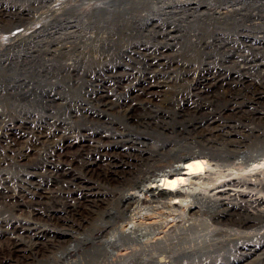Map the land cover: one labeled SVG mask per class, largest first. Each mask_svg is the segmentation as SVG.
Here are the masks:
<instances>
[{
	"label": "bare ground",
	"instance_id": "1",
	"mask_svg": "<svg viewBox=\"0 0 264 264\" xmlns=\"http://www.w3.org/2000/svg\"><path fill=\"white\" fill-rule=\"evenodd\" d=\"M28 1L37 2V14L32 13L33 9L26 13L21 10L20 13L24 12L26 22L34 25L31 28L15 27L8 38L0 36V84L4 86L0 90V101L8 105V110L0 107V139L5 144V149L0 148V211L7 209L12 213V219L0 220V264H217L215 261L222 256L224 264H239L240 261L248 260L255 252L264 250V112L260 110V106L264 104L262 62L242 66L240 69L243 71L253 68L258 70L259 75L256 84L250 85V96L244 102L246 104L226 107L223 120L220 118L222 115H218L220 119L217 117L199 124L200 129L192 126L191 131L196 134V142L192 144L199 145L205 152L184 154L183 151L176 150L183 154H172V149L156 152L150 151L151 148L148 147L149 152L144 148L142 150L146 152H135L133 155L127 145L126 149L118 150L123 153L131 152L129 155L134 157V163L131 162L133 167L128 168V177L123 176L124 179L118 180L116 177L123 174L124 169L114 165L108 166L109 169L106 170V164L110 162L105 163L103 158L107 153L89 144L93 149L89 154L88 150L85 155L88 154L86 164L85 159L83 162L82 158L80 160L84 163L81 175L83 183L77 185V190L74 187L72 192H64L69 182L62 178L66 175L63 169V174L56 176V183L60 186L56 197L58 201L46 210H42V203L50 202L52 195L49 192V182L38 180L39 183H34L33 174L28 173L27 181L15 188L10 186L7 177L1 179L2 174L8 175V172L1 169L8 161L17 166L31 153L38 151L39 145L50 141L51 119L48 116H43L42 122L45 124L22 117V111H27L33 98L45 96L52 103L59 100L55 89L59 88L60 80H67L72 85V78L76 77L73 74L80 73V68L83 69L86 62L96 65L102 59H109V56L120 55L123 48H117L120 37L123 39L131 32H137L142 22H151L154 15H173L174 10L190 6L193 10L203 8L209 11L205 16H195V19L190 20V25L194 23L204 28L211 23L223 28L222 26L236 24L245 30H251L263 27L264 16L261 14L264 15V3L254 5L258 13H243L250 0H73L69 5V0ZM212 1H218L219 4L215 6ZM47 2L50 4L45 5ZM184 20L182 22H189ZM171 27L181 30L183 26L174 24ZM37 29L42 30L46 39L36 40ZM61 31L64 33L60 34ZM195 33L187 35L193 46L196 41L192 40L197 34ZM250 38L257 44L263 41L255 35L246 37V40ZM219 40L222 38L218 37ZM145 50L147 52L146 48ZM144 55L148 66L158 65L164 58L148 53ZM93 70L87 75L88 87L100 82V88L103 89L105 81L99 79V72ZM157 73L152 70L150 74L126 75L132 82L124 89L126 98L118 101H109L111 96L104 89L94 92L95 88H91L90 96L92 99L95 97L98 102L96 105L93 103L94 108L97 105L109 107L116 110L118 115L127 106L129 109L138 108L142 100L148 105L161 100L164 102L169 85ZM200 81L203 83L198 80L195 88H202L206 92L211 86L218 84L206 75ZM253 81H256L255 78ZM72 87L74 88L73 85ZM50 102L45 100L44 106L52 108ZM126 111L125 109V113ZM82 125L77 133L86 134L85 136L95 134L93 126L90 125L92 128H89L87 124ZM111 128L102 127L101 130L116 133ZM187 134L190 135V132ZM96 140L94 142L98 143V139ZM104 146L106 145L103 144ZM191 148L193 150L192 146ZM92 151L96 157L92 156ZM115 152L117 151L112 150L108 154L112 157ZM63 155L65 157V154L60 156ZM234 161L239 162L236 164ZM19 172L22 176L21 171ZM101 173L102 179H94V174ZM210 177L215 180H210ZM225 177L230 179L221 181ZM109 179L115 180L114 184ZM204 182L207 183V188L199 191H196L198 188L190 189L194 183L201 185ZM208 186L217 191L212 195L206 194ZM145 194L149 195L148 200L142 198ZM143 211L151 213L142 214ZM19 212L26 213L27 216L22 215V218L14 221V215ZM130 224H134L133 229L124 230ZM192 234L196 235L195 239ZM209 255L214 259L204 257Z\"/></svg>",
	"mask_w": 264,
	"mask_h": 264
},
{
	"label": "rangeland",
	"instance_id": "2",
	"mask_svg": "<svg viewBox=\"0 0 264 264\" xmlns=\"http://www.w3.org/2000/svg\"><path fill=\"white\" fill-rule=\"evenodd\" d=\"M188 1L190 2V0ZM212 2L213 4H215V6L219 4L218 1H215V2L212 1ZM34 3H35L34 1L27 2V0L25 1L24 0H0V36H5L6 38H8L10 35V32H12V29H14L15 27H19L21 29V28H27L28 26L29 28H31L34 24L29 25L26 22V19H24L23 15H25V13L29 12L30 10L32 11V9H33L32 13L37 14L35 12L37 9L35 8H38L39 6H36L37 2L35 4ZM67 3L69 5V3L70 4L73 3V0H69ZM260 3H264V0H250L248 2V5L244 7L245 10L243 13H248V12L258 13V11L255 10V6H259ZM38 4L40 3L38 2ZM49 4H50L49 2L45 3V5H49ZM21 10L24 11L25 13L23 12V14H21L20 13ZM174 11L175 13H173V15L160 14L159 17H154L156 15L151 14V16L154 15L152 17L153 20L151 22H148V21L142 22L139 25L137 32L136 31L133 33L131 32L130 33L131 36L129 35L128 37H124L123 39L122 37H120L121 41H119L117 44L118 49L123 47L121 48L122 52L120 55L113 56L114 58L113 57L110 58L109 56L108 57L109 59H105L104 61H102L103 60L102 59L101 62L96 63V65L86 62L83 69L80 68L81 69L80 73L77 72L73 74V76L76 75L75 77L76 79L72 78L74 79L72 82V85L74 86V88L72 87L71 83L68 82L67 80L66 81L60 80L59 88L55 89V92L56 93L58 92L56 95V98H58L59 100L54 101L52 103L50 102L51 99H45L44 98L45 96H42L41 98H38V99L33 98L34 100L31 103V105H29L27 111H22V117L24 118L29 117L30 120L34 119L36 122L37 121L42 122L44 120V117L48 116V118L51 119L50 120L51 124H49V128L51 129V130L49 129L50 141L48 143H43L42 145H39L37 147L38 151L31 153L32 155L30 154V156L27 159L19 162L17 166H13L12 164H10L11 162L8 161L6 165H3L1 167L2 170L8 172V175L6 176L2 174L1 179H4L7 177L10 182V186L12 187L16 186L18 188L20 187V185L24 184L27 181L26 175H29V174L31 175L33 174L34 180L32 181L34 183H39L37 182L38 180L39 181L43 180L44 183L49 182V189H50L49 192L51 193L50 195L52 196L49 200L50 202L42 203V207H44L42 210H46V208L54 206V203L58 201L56 197L58 196L57 192H60V188H59L60 186L58 187L56 180L60 174L61 175L63 174V171H64L63 169H65L64 174L66 173V175L62 176V178L63 180H65V182L67 183L69 182L67 186L68 188H65V190L67 191L64 190V192H68V190L72 192L74 187L77 190L78 187L81 185V182L83 183L82 176H81L83 173L82 167L84 163L86 164V161L88 160L87 156L90 153V150L93 149L91 147L96 146L97 147L96 149H101L103 152L107 153L106 155H104L105 157L103 158V161L105 160L106 161L105 163H109V162L110 163L106 164V167L108 166L113 167L115 165L117 167L121 166L120 169H124L123 171L125 172L116 177V179L118 178V180L124 179L123 176L128 177L127 176L128 170L133 167L132 163H134V157L132 156L135 155V152L137 153V152H142L145 150L149 152V148H151L150 151L155 150L156 152H159V150L168 151L169 149L170 150L172 149V152H173L172 154H177V153L183 154V152L185 154L187 152L189 153V152H196V151L202 152L203 148H201L199 145L192 144L196 142L194 139L196 137V134H193L191 131L192 126H197V128L200 129L201 128L200 125L202 123H205L208 120L216 119L217 117H218L217 119L222 118L221 120H223L225 117V114L223 112L225 111L226 107L237 106L238 104L239 105L246 104L244 102L246 98L250 96L249 95L250 88H251L250 85L252 83L256 84L259 75H257L258 70H255L253 68L252 70L244 69L245 71L244 70L241 71L240 69L242 66L247 67L248 65L250 66V64L252 65L254 63L264 64V23H263L262 28L260 27V28H255L251 30H245L241 26L236 25V24L228 26V27L222 26L223 28H218V27H215L214 24H211V23L208 26H205L204 28L200 26L201 27L200 28L198 27V25L196 24L194 25V23L193 25H190V20L195 19V16H198V15L205 16L206 14H208L209 11L206 10L207 11L206 12L203 8H201L198 11L193 10V9H190V6L187 7L186 9L179 8ZM263 13H264V10H263ZM147 14L149 13L147 12ZM261 15L264 16L263 14ZM21 18H23L22 21H21ZM184 19L188 20L189 22L187 23L182 22ZM173 22L175 25L181 24L184 28L182 27L181 30H176L175 28L171 27V26H174ZM37 30H38L37 37L39 39L36 38V40L46 39L45 34L41 32L42 30L41 31L39 29ZM59 33L62 34L64 32L61 31ZM194 33L196 34V36L195 38H192V40L193 39H194L193 41L196 40L195 46L190 44V41H189L190 38L188 39L187 37L188 34L193 35ZM253 35L259 38H262L263 41L257 44L254 40H252V38L246 40V37L253 36ZM218 37L222 38V40L218 41ZM207 42L209 43L206 45L205 43ZM197 45H200V46H197ZM145 48L147 49V52H145L146 51ZM125 52L126 54H123ZM146 53L152 54L153 56L161 55L160 57L163 56L164 58L163 57L162 58L164 60L161 59L162 61L159 62L158 65L148 66L149 63H146L144 60V56H145L144 54ZM33 64H35V62H33ZM90 66H93V67H90ZM111 67H114V68H111ZM92 69H94L93 72H99L98 74V77L100 76L99 79L101 80L103 79V81H105L103 82L104 84L103 89L105 90V92L110 94L111 98L108 99L109 101L111 100L118 101L119 99L126 98L127 94L125 92L126 90L124 89H126L128 85L130 86L132 82L130 78L127 79L126 75L130 73L135 74V76H138V73L150 74L152 70L155 72H158L157 73L158 76L162 80L167 81L169 85L168 89H166V95H165L166 97L163 98L165 100L164 102L163 100H161V102L159 101L152 105L145 104L146 103L145 100L144 101L142 100V102L138 101V103L140 102L142 103L141 105L138 104V108L129 109V106H127L126 108L122 110V113L118 114L120 116L117 115L116 110L109 109V107H103V106L97 105L98 107L95 106L97 108L96 109L94 108V104L96 105V103L98 102H96L95 97L94 99H92V96H90L89 91L91 88L93 89L95 88L94 92H96V90L98 91V90H103V89L100 88L101 87L99 85L100 82H97L95 85L88 87L87 83L89 80H87V75L90 74V72H92ZM78 75H80V77H78ZM204 75H206V77L209 76L211 80L213 79V82L218 83L217 85L215 86L213 85L210 87L209 89L210 92L209 91L206 92L202 88H197V89L195 88L197 81L199 80V82H201L200 78ZM254 78L256 81H253ZM1 79H2V76L0 75V80ZM244 80H246L247 82ZM75 83L78 85H76ZM3 87H4L3 84H0V90H2ZM84 99L86 101H84ZM45 100L49 101L50 105H53V107L46 108L44 106V104L46 103H43ZM60 104H62L63 106L57 107V105H60ZM127 104H129V102ZM0 107H3L6 110H8L7 103L3 101H0ZM260 107H261L260 110L264 112V104L261 105ZM75 108H77V111H75L76 110ZM125 109L127 110L126 113H125ZM104 110L105 112H108V113L105 114ZM110 111L113 113H111ZM101 112H104V113H101ZM77 115L78 116L80 115L81 117L80 116L78 117ZM218 115L219 116L222 115V117L219 118ZM78 118L79 119L83 118V119L79 120ZM98 118L99 119L102 118V119L99 120ZM96 119L98 120L96 121ZM132 120H134L135 122ZM5 121H8V120H5ZM84 121H85V124H84ZM43 123L44 122H42L41 124ZM81 123L84 125L87 124L86 126H88L89 128L93 126V128L95 129L93 130L95 134L91 136L90 135L85 136L86 134L81 135L79 132L78 134L77 129L79 128L80 130V128H82L80 126L82 125ZM103 124H106L107 126ZM112 125L114 127L115 126L117 127L114 128ZM102 127L107 128V129L112 127L111 129L113 130L114 128L115 131L113 132H116V133H111V132L105 133V131L103 132V130H101ZM116 130H118L119 133H117L118 131ZM188 132H190V135L187 134ZM68 133H72V134H68ZM80 135L82 136V138ZM57 137L59 138L58 140H57ZM96 139H98V143H96L97 142ZM118 139H119V142H117ZM76 140H77V143H76ZM84 140H85V143H84ZM94 140H96V142H94ZM114 140H115V143L117 144L114 143ZM126 140H128V142H126ZM141 142H144V143H141ZM89 144L91 145V147ZM103 144L106 146L103 147ZM0 146H1L0 147L1 150L2 148L5 149L4 148L5 144L2 143L1 139H0ZM126 146L128 148H131V150L134 153L133 155L131 156L129 155V153L131 152L123 153L121 152V150H118V149H126L127 148ZM191 146L193 147V150L192 148L190 149ZM194 146L195 147L199 146V147L194 148ZM83 148L87 150L85 149L83 150ZM144 148L145 150H142ZM78 150H80L79 153H78ZM88 150L89 152L87 156H85ZM112 150L117 151V152L112 154V157H111V154H108V152ZM174 150L175 151L179 150L180 152L181 151L183 152L182 153L177 152V151L175 152ZM61 154H65V157L64 155L61 157L60 156ZM91 154L93 157H96V155L94 154V151H92ZM127 155H129L130 157ZM101 156L103 157V155ZM80 160L82 162L84 160V163L80 162ZM234 162L237 164L239 161H234ZM125 164L127 165L130 164V165L126 166ZM29 165L32 168H30ZM68 166L70 167L71 170L69 169ZM75 167H76V170H75ZM142 168L143 167H141V169ZM107 169H109V167L106 168V170ZM68 170H70V172H66ZM19 171H21L22 176L19 175L20 173ZM237 173L239 175L242 174L241 172H237ZM108 174L110 175L109 172ZM53 175L55 177H53ZM57 175L58 177H56ZM99 175L94 174V179L96 177L99 179H102V173ZM72 178L74 180H72ZM228 179H230V177H225L221 181L223 180L226 181ZM210 180H215V178L210 177ZM114 181L115 180L109 179V182L111 184H114ZM71 182H72V186H70ZM205 187L207 188L206 182H204L201 185L199 183H194V185L190 186V189L198 188L196 191H199L201 189H205ZM55 188H56V192H55ZM208 188L209 189L206 194L212 195L213 193L217 191V189H213V187L211 186H208ZM142 198H144L145 200H148L149 195L147 194L142 195ZM0 212H1L0 220L7 221V220L12 219L11 217L12 213L8 211L7 209H3ZM19 213L14 215L15 217V219H13L14 221H17L20 218H22V215L25 217L27 216L26 213L24 214L23 213L19 214ZM150 213H151L150 211L142 212V214H150ZM132 225L131 224L127 225L124 230L129 231V228L133 229ZM123 226H125V224H123ZM82 236H86V235L82 234ZM195 237L196 235L192 234V238L195 239ZM193 245H195V243H193ZM204 257L209 258V259H214V257H211L210 255L204 256ZM263 258H264V250H260L258 251V253L255 252L254 255H252L248 260L244 262L240 261L241 263L239 264H264ZM215 262L217 264H224V256H222L220 259L216 260Z\"/></svg>",
	"mask_w": 264,
	"mask_h": 264
}]
</instances>
